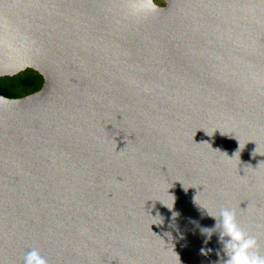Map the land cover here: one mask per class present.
<instances>
[{"label":"water","instance_id":"95a60500","mask_svg":"<svg viewBox=\"0 0 264 264\" xmlns=\"http://www.w3.org/2000/svg\"><path fill=\"white\" fill-rule=\"evenodd\" d=\"M163 2L0 0V264H215L199 204L264 252V0Z\"/></svg>","mask_w":264,"mask_h":264},{"label":"clouds","instance_id":"9594fccd","mask_svg":"<svg viewBox=\"0 0 264 264\" xmlns=\"http://www.w3.org/2000/svg\"><path fill=\"white\" fill-rule=\"evenodd\" d=\"M158 7L157 0H127L126 14L143 17L154 13ZM198 206L215 222L211 228H201L205 243L210 241L213 235L217 237L220 248L216 252L215 264H264V252L261 251L257 236L241 226L235 208L221 207L218 211H212L205 204ZM172 208L173 205L168 209ZM177 215L178 213H173V218ZM162 223L160 218L159 224ZM209 252L211 249H201L203 255ZM21 264H49V261L39 249L32 248L23 256Z\"/></svg>","mask_w":264,"mask_h":264},{"label":"trees","instance_id":"16d2710c","mask_svg":"<svg viewBox=\"0 0 264 264\" xmlns=\"http://www.w3.org/2000/svg\"><path fill=\"white\" fill-rule=\"evenodd\" d=\"M19 78L16 85L3 86L0 85V95L6 98H21L37 92L42 86V78L32 70L15 76ZM20 89V91H18Z\"/></svg>","mask_w":264,"mask_h":264},{"label":"rangeland","instance_id":"374dc122","mask_svg":"<svg viewBox=\"0 0 264 264\" xmlns=\"http://www.w3.org/2000/svg\"><path fill=\"white\" fill-rule=\"evenodd\" d=\"M157 4L159 5V7L164 6L163 0H157ZM18 81H19V78L18 77L1 78L0 79V85H3V86H13V85H16V83ZM18 91H20V89H18Z\"/></svg>","mask_w":264,"mask_h":264}]
</instances>
